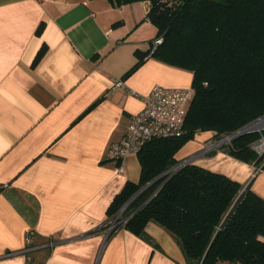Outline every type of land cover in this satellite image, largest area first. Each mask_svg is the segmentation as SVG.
<instances>
[{"label": "crops", "instance_id": "0c3cea01", "mask_svg": "<svg viewBox=\"0 0 264 264\" xmlns=\"http://www.w3.org/2000/svg\"><path fill=\"white\" fill-rule=\"evenodd\" d=\"M148 8L144 0H0V264H186L156 223L146 227L153 241L125 228L104 241L100 228L141 171L136 153L108 158L109 144L123 138L153 85L192 84L190 70L147 54L157 31ZM136 49L145 57L124 76ZM214 137L197 132L176 159ZM227 149L193 163L264 197V169Z\"/></svg>", "mask_w": 264, "mask_h": 264}, {"label": "trees", "instance_id": "16d2710c", "mask_svg": "<svg viewBox=\"0 0 264 264\" xmlns=\"http://www.w3.org/2000/svg\"><path fill=\"white\" fill-rule=\"evenodd\" d=\"M144 1L157 30L153 40L162 38L152 53L151 41L147 54L190 70L194 95L181 134L152 139L136 153L140 177L114 196L100 228L127 203L108 238L125 228L153 241L146 230L153 222L171 234L186 264H264V197L250 185L193 162L160 175L178 162L176 153L197 132L232 133L264 115V0ZM43 53L42 47L35 61ZM135 54L124 76L145 57L139 49ZM262 136L264 130L238 135L229 152L264 169V155L252 148Z\"/></svg>", "mask_w": 264, "mask_h": 264}, {"label": "built area", "instance_id": "2783aa9c", "mask_svg": "<svg viewBox=\"0 0 264 264\" xmlns=\"http://www.w3.org/2000/svg\"><path fill=\"white\" fill-rule=\"evenodd\" d=\"M162 41L161 37L152 41L151 53L157 43ZM114 85H123L122 79H114ZM128 94L136 95L137 92L128 89ZM192 86L170 87L155 84L147 94L143 96L144 105L142 109L134 114L131 122L120 141H113L107 148V157L122 161L127 155L137 153L146 142L152 139L167 138L180 135L183 131L188 106L193 98ZM235 138L234 132L215 136L208 141L202 149L191 154L165 170L161 175L173 173L187 163L196 160L201 154L212 149L228 148ZM252 148L257 155H264V136L252 143ZM261 169V167H259ZM124 204L108 219L107 226L103 229L104 241L107 240L113 227L121 220L126 208ZM30 242V240H27Z\"/></svg>", "mask_w": 264, "mask_h": 264}, {"label": "water", "instance_id": "95a60500", "mask_svg": "<svg viewBox=\"0 0 264 264\" xmlns=\"http://www.w3.org/2000/svg\"><path fill=\"white\" fill-rule=\"evenodd\" d=\"M262 116H264V115H262ZM262 116L258 117L257 119L261 118ZM257 119L253 120L252 122L246 124L245 126L239 128L238 130H236V131L234 132V136L236 137V136L241 135V134L246 133V132L255 131L256 129H245V128H246L248 125H250L251 123H253L254 121H256ZM227 151H229V149H227ZM160 175H161V174H160ZM160 175L157 176L156 178H154L152 181H154L155 179H157L158 177H160ZM152 181H151V182H152ZM151 182H149V183H151ZM149 183H148V184H149ZM148 184H146V185H148ZM146 185L143 186L138 192H136V193L134 194V196H135L137 193H139L144 187H146ZM134 196H133V197H134Z\"/></svg>", "mask_w": 264, "mask_h": 264}, {"label": "bare ground", "instance_id": "6f19581e", "mask_svg": "<svg viewBox=\"0 0 264 264\" xmlns=\"http://www.w3.org/2000/svg\"><path fill=\"white\" fill-rule=\"evenodd\" d=\"M262 125H264V116H262L261 118L257 119L256 121L248 125L245 129H254Z\"/></svg>", "mask_w": 264, "mask_h": 264}, {"label": "rangeland", "instance_id": "374dc122", "mask_svg": "<svg viewBox=\"0 0 264 264\" xmlns=\"http://www.w3.org/2000/svg\"><path fill=\"white\" fill-rule=\"evenodd\" d=\"M256 129L255 131H261V130H264V125L260 126V127H257V128H254ZM180 150V149H179ZM259 156V155H258ZM185 158V157H184ZM181 159L183 158H180L178 161H180ZM127 206V205H126Z\"/></svg>", "mask_w": 264, "mask_h": 264}]
</instances>
